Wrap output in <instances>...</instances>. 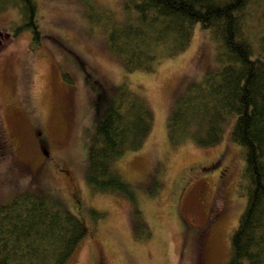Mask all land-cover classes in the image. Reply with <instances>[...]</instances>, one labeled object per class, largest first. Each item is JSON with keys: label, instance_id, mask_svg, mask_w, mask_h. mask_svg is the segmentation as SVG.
<instances>
[{"label": "rangeland", "instance_id": "obj_1", "mask_svg": "<svg viewBox=\"0 0 264 264\" xmlns=\"http://www.w3.org/2000/svg\"><path fill=\"white\" fill-rule=\"evenodd\" d=\"M36 1L38 42L27 29L13 34L19 23L14 6L0 9V203L27 189L61 199L86 228L65 264L95 259L98 264H225L229 235L245 204L244 163L231 139L233 119L211 145L191 137L174 143L167 133L175 98L217 65L211 31L194 23L183 49L161 56L152 70L127 71L105 46L101 23L87 18L80 0ZM96 1L118 19L130 13L123 0ZM122 83L153 111L143 144L115 162L131 184L132 200L92 191L85 178L92 131ZM217 157L230 167L228 180L217 184L215 172L201 201L197 184L185 185L181 178L193 176L187 172L191 166ZM214 206L219 219L206 224L207 210ZM177 216L202 226L197 242L181 230Z\"/></svg>", "mask_w": 264, "mask_h": 264}, {"label": "trees", "instance_id": "obj_2", "mask_svg": "<svg viewBox=\"0 0 264 264\" xmlns=\"http://www.w3.org/2000/svg\"><path fill=\"white\" fill-rule=\"evenodd\" d=\"M80 1L87 18L101 23L105 46L127 71L152 70L161 56L183 49L194 23L211 31L217 65L175 98L167 133L174 143L191 137L211 145L233 119L245 204L230 232L225 264H264V0H123L130 12L124 19L96 0ZM6 5L18 11L13 34L27 29L38 42L37 1L0 0V9ZM63 77L72 82L67 72ZM152 124L146 99L119 85L88 145L85 178L92 191L134 198L115 162L143 144ZM85 233L80 218L52 192L22 190L0 203V264H65Z\"/></svg>", "mask_w": 264, "mask_h": 264}, {"label": "flooded vegetation", "instance_id": "obj_3", "mask_svg": "<svg viewBox=\"0 0 264 264\" xmlns=\"http://www.w3.org/2000/svg\"><path fill=\"white\" fill-rule=\"evenodd\" d=\"M0 143H2L1 138H0ZM220 158H222V157H217L215 160L209 161L203 165L191 166L190 168H188L187 172H188V174L193 173V176L187 177L186 181L182 180V178H181V183L183 181V183L185 185H189L191 183L197 184L196 192H197L198 197L201 199V201L203 199L204 192L208 186L207 179L209 177L214 176L215 172H217V176L215 179L217 181V184L221 183L222 185H224L228 180L227 178L229 177L228 173H229L230 167L228 164L225 163V159H223V158L220 159ZM218 161H220V162L218 163ZM217 163L219 165H216ZM59 169L61 171H63V169H61V168H59ZM206 184H207V186H206ZM181 188H183V187H181ZM219 211H220V209L215 208V206H214V208L209 207V209L207 210L205 223L208 224L211 221H217L219 219V215H220ZM177 218L179 221L178 225L181 227V230H183L185 232V235L188 236V238H190V239H196L197 238L195 240V242H197L198 241V234H199L202 226H199V227L195 226L194 227V226L186 223V221L182 218V216H177ZM97 261H98V259H95L93 264H98Z\"/></svg>", "mask_w": 264, "mask_h": 264}]
</instances>
